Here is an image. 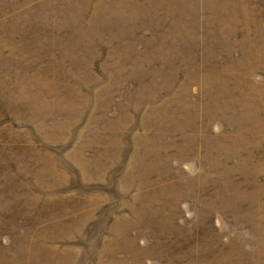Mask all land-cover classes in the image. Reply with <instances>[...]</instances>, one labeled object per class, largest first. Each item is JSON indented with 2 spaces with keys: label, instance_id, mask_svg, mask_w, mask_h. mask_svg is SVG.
<instances>
[{
  "label": "rangeland",
  "instance_id": "rangeland-1",
  "mask_svg": "<svg viewBox=\"0 0 264 264\" xmlns=\"http://www.w3.org/2000/svg\"><path fill=\"white\" fill-rule=\"evenodd\" d=\"M0 264H264V0H0Z\"/></svg>",
  "mask_w": 264,
  "mask_h": 264
}]
</instances>
